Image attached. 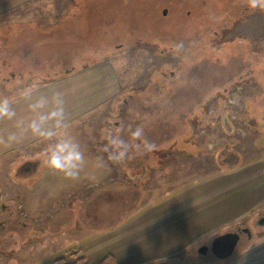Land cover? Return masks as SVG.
<instances>
[{"label": "rangeland", "instance_id": "rangeland-1", "mask_svg": "<svg viewBox=\"0 0 264 264\" xmlns=\"http://www.w3.org/2000/svg\"><path fill=\"white\" fill-rule=\"evenodd\" d=\"M71 7L58 24L36 27L47 37L22 41V49L0 54V97L9 91L4 79L10 87L30 83L31 75L45 81L74 65H88L93 73L103 67L109 78L107 103L70 124L86 154L80 178L70 181L52 173L42 160L36 171L35 177L70 188L61 204L50 206L52 217L72 200L74 187L79 196L73 201L87 199V220L99 230L188 187L221 193L223 209L238 191L232 181L244 182L243 195L255 192L264 167V12L249 11L243 0H73ZM7 23L0 33L32 30ZM57 44L67 45L66 50L53 49ZM25 48L40 53L32 56ZM137 131L139 138L133 136ZM100 147L110 159L111 176L109 159L97 153ZM120 152L122 163H115ZM2 188L0 199H5L8 192ZM261 204L248 218L206 232L202 241L157 264H264ZM18 206L25 209L24 203ZM1 217L9 220L0 231V250L8 260L27 252L29 262L42 261L78 240L69 232L50 237L54 223L37 227L40 215L26 227L9 214ZM240 228L246 231L231 256L220 259L211 250L200 251ZM243 254L250 258L247 263L238 258Z\"/></svg>", "mask_w": 264, "mask_h": 264}, {"label": "crops", "instance_id": "crops-1", "mask_svg": "<svg viewBox=\"0 0 264 264\" xmlns=\"http://www.w3.org/2000/svg\"><path fill=\"white\" fill-rule=\"evenodd\" d=\"M72 2L73 0H0V27L3 24L8 25L7 22H12L16 25L19 24V27L22 25L19 30L32 28L25 32H1L0 54L22 49L25 47L22 41H34L47 37L36 27L52 22L58 24L62 19L60 18L62 14L70 12ZM44 12L49 13L50 16L47 17ZM66 48L62 50H66ZM29 53V55L38 56L37 54L40 52ZM89 68L88 65H84L82 68L74 65L73 68L66 69L64 74L54 75L46 80L44 78L45 81H41L42 91L55 89L64 93L70 124L84 118L90 114L92 109L107 103L106 101L110 99L111 89L107 80L109 78L104 77L103 67L95 73L88 72ZM29 78L33 79L34 76L31 75ZM8 80L4 79L3 82L9 91H13H7L8 93L3 97L9 98L13 102L19 116L27 115L26 105L18 96L19 86L22 83L10 87ZM11 127V122L0 121V131L10 130ZM43 149L44 143L37 139L26 140L23 144L10 149L0 147V172L2 174L0 175V191H3L2 187H6V191L11 194L8 199L9 203L4 204L0 213L15 217L16 221L18 220V223L25 227L31 222L33 223V216H50L51 211L55 210L50 209V206L61 204V201L67 198V192H70L68 187L56 186L61 184L55 179L35 177L36 171L43 166L41 163ZM97 153H102L109 159L107 152L103 151L102 147ZM107 162L106 169L111 176L114 172L110 166V159ZM2 169L4 173H2ZM20 169L23 174H20L21 171L17 174ZM13 171H16L17 175ZM122 173L126 177L127 174L124 171ZM260 179L262 182H257L256 191L250 190L249 192L247 190L244 195L240 190V187L245 185L244 182L237 181L235 183L232 181L238 191L232 197H227L231 204L224 209L221 205L224 196L221 193L213 192L212 194V191H208L205 186L197 185L181 189L182 191L179 190L180 195L175 193L168 199H156L153 201L155 206L147 210L138 209L126 217L122 223L107 230H99L90 225L87 214L88 208L91 206L85 203L87 199L84 197H80L83 198L79 203L81 206L73 201L79 196V193H74V190L76 191V187H74V194H69L72 195L70 198L72 200L65 202V205L55 214L56 217L42 218V223L35 225L49 228L47 225L54 223L55 232H51L50 237L69 232L79 241L68 245L63 252L55 253L42 261H31L32 263L26 259L30 258L27 252L17 254L12 260H8L0 250V264H56L59 259L71 264L77 259L71 256L76 252L90 264H100L108 255L114 257L115 264L168 262L202 241L206 232H213L222 226L238 223L240 219L242 221L243 218H248L247 215L252 212L253 207H257L258 203L259 205L264 204V167L261 169ZM15 185L18 187L15 188ZM18 203H24L30 219H23L19 213H16ZM76 206L78 210L75 211L74 207ZM69 209L72 210L70 213H68ZM79 211L80 214H78ZM8 223V219L1 217L0 231L4 230ZM246 254H243L245 257H242L243 255L238 257L239 260L247 263L250 258ZM184 257V255L180 256L182 259Z\"/></svg>", "mask_w": 264, "mask_h": 264}, {"label": "clouds", "instance_id": "clouds-1", "mask_svg": "<svg viewBox=\"0 0 264 264\" xmlns=\"http://www.w3.org/2000/svg\"><path fill=\"white\" fill-rule=\"evenodd\" d=\"M243 4L249 11L264 12V0H243ZM18 96L26 105L25 116L18 115L9 98L0 97V121L12 123L10 130L0 131V147L10 149L29 139L40 140L44 143L43 165L67 180H78L86 165V154L70 131L64 93L55 89L42 91L41 79L35 77L19 86ZM140 135V131L133 133L136 138ZM112 143L119 146L117 141ZM151 147L149 144L148 148ZM123 158L124 153L120 152L114 162Z\"/></svg>", "mask_w": 264, "mask_h": 264}, {"label": "water", "instance_id": "water-1", "mask_svg": "<svg viewBox=\"0 0 264 264\" xmlns=\"http://www.w3.org/2000/svg\"><path fill=\"white\" fill-rule=\"evenodd\" d=\"M166 14L167 9L164 10V15ZM258 224L264 225V217L258 221ZM238 230L242 232L246 231L245 228H240ZM238 230L227 232L216 237L210 247H203L200 251L202 253H207L208 250H211L220 259H225L231 256L240 240V233Z\"/></svg>", "mask_w": 264, "mask_h": 264}, {"label": "trees", "instance_id": "trees-1", "mask_svg": "<svg viewBox=\"0 0 264 264\" xmlns=\"http://www.w3.org/2000/svg\"><path fill=\"white\" fill-rule=\"evenodd\" d=\"M160 15H162V13H160ZM65 47H67V45L57 44L52 46L53 49L59 48L61 50ZM71 256L73 258H77L75 261L71 262V264H90L84 257H81L78 252L73 253ZM56 262H57L56 264H70V263H66L62 259H59ZM100 264H115V259L112 255H108L100 262Z\"/></svg>", "mask_w": 264, "mask_h": 264}, {"label": "built area", "instance_id": "built-area-1", "mask_svg": "<svg viewBox=\"0 0 264 264\" xmlns=\"http://www.w3.org/2000/svg\"><path fill=\"white\" fill-rule=\"evenodd\" d=\"M7 195H6V197H5V199H0V207H1V205L3 204V202L5 201V200H7V199H9L10 198V196H11V194L10 193H6ZM2 195H4V194H2ZM22 206H18V213L20 214L19 216L20 217H22V218H29L30 217V215L27 213V211L23 208ZM1 209V208H0ZM46 217H52V213L50 214V216H46ZM46 217H41L40 218V220H42V218H46ZM48 219V218H47Z\"/></svg>", "mask_w": 264, "mask_h": 264}, {"label": "flooded vegetation", "instance_id": "flooded-vegetation-1", "mask_svg": "<svg viewBox=\"0 0 264 264\" xmlns=\"http://www.w3.org/2000/svg\"><path fill=\"white\" fill-rule=\"evenodd\" d=\"M4 204H5V203H3V204L1 205V207H0V208H1V209H0V212H1V210H2V208H3V206H4ZM23 219H27V218L25 217V218H23ZM33 223H34V221H33ZM36 223H40V222H36ZM238 231H239V230H238ZM239 233L241 234V231H239Z\"/></svg>", "mask_w": 264, "mask_h": 264}]
</instances>
